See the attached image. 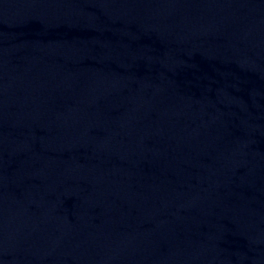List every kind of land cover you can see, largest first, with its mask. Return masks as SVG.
<instances>
[{
  "label": "water",
  "instance_id": "water-1",
  "mask_svg": "<svg viewBox=\"0 0 264 264\" xmlns=\"http://www.w3.org/2000/svg\"><path fill=\"white\" fill-rule=\"evenodd\" d=\"M0 264H264V0H0Z\"/></svg>",
  "mask_w": 264,
  "mask_h": 264
}]
</instances>
